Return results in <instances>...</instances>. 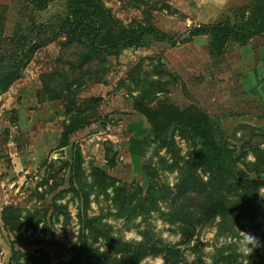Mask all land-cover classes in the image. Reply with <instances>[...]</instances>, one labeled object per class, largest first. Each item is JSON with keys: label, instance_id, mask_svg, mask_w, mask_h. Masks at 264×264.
<instances>
[{"label": "rangeland", "instance_id": "1", "mask_svg": "<svg viewBox=\"0 0 264 264\" xmlns=\"http://www.w3.org/2000/svg\"><path fill=\"white\" fill-rule=\"evenodd\" d=\"M101 1L119 27L149 20L176 45L150 40L140 49L109 58L106 73L82 75L74 69L78 57L72 47L62 49L59 39L52 41L49 35L37 39L32 35L24 52L32 46L35 49L22 62L19 79L0 94V213L10 206L20 211L18 232H8L0 218V264L10 263L12 248L17 251L18 264H27L29 259L32 264H68L72 256L67 249L88 233L84 224L95 217L110 231L108 240L101 235L97 242L88 239L91 252L99 249L98 257L104 254L102 264H119L121 252H132L134 244L156 248L137 264H158L161 257L164 264H225V257L232 264H264V189L258 193L260 205L254 220H241L235 234H220L217 223L199 224L194 237L188 239L178 229L181 213H174L179 208L178 198L157 199L153 195L154 207L146 205L145 213L130 216L129 210L120 213L124 211L119 208L122 203L111 200L115 196L112 187L103 191L92 178L93 169L103 171L133 199H145L151 186L169 189L171 194L178 192L182 200L180 168L193 143L174 132L175 159L167 148L158 149L152 143L150 126L133 108L134 100L142 96V85L135 87L128 72L138 65L143 69L141 78L150 75L157 81L159 76L152 75L156 66L165 74L162 81L169 83L153 97L149 109L155 110L160 104L176 109L198 106L220 123L235 158L244 164L255 162L251 152L243 158L242 148L252 129H264V36L252 39L245 47L230 41L217 56L208 51L209 36L196 37L186 45L179 41L192 27L220 22L244 24L253 6L264 0ZM64 15L61 0H54L43 12L35 11L29 0H0L2 41L13 40L18 25L25 33L23 29H29L31 20L41 29L58 24ZM3 51L0 44V63ZM60 74L73 84L74 102L83 114L103 123L63 149L59 147L60 133L69 123L65 99L43 92L46 87L54 88L50 75ZM75 77L79 84L72 82ZM256 136L264 150V136ZM134 137L148 142L131 150L129 141ZM111 147L116 148L113 154ZM76 149L83 162L79 175L72 169ZM110 153L113 166L108 164ZM176 163L178 168L173 166ZM244 164L237 166L243 178L264 182V174L255 175ZM31 217L38 223L36 229L29 226ZM242 232L259 242L249 255L239 250Z\"/></svg>", "mask_w": 264, "mask_h": 264}, {"label": "trees", "instance_id": "2", "mask_svg": "<svg viewBox=\"0 0 264 264\" xmlns=\"http://www.w3.org/2000/svg\"><path fill=\"white\" fill-rule=\"evenodd\" d=\"M33 9L37 12L46 11L48 6L54 0H29ZM64 2L65 15L58 24L49 26L36 27L31 20L29 29H23L18 25L14 30V38L9 41H2V31L0 32V44L4 48L2 60L0 63V94L6 92L9 86L19 79L21 74L22 62L25 58L33 53L35 46L29 48V52H24L28 46V40L33 38L44 37L49 35L50 40L56 39L62 49L72 47L77 51L78 61L75 64V70L82 72V75H97L100 72L106 73V64L111 57H119L123 52L140 49L150 40L159 43H168L176 45L175 40L168 34L158 30L149 20L145 23H137L128 28H121L118 24L113 23L109 11L105 8L101 0H61ZM249 21L244 24L231 25L229 22L217 23L213 25H200L192 27L186 38L179 41L180 44H190L192 40L200 36H209L208 51L211 55L217 56L224 52L229 42L245 47L249 42L256 38L264 36V2H258L253 6ZM47 30L49 32H47ZM32 36V37H31ZM2 43H4L2 45ZM94 65V68L92 66ZM87 67L88 70L82 71ZM142 66L138 65L128 72L129 79L135 87L142 85V96L135 99L133 108L136 113L140 114L151 128V141L160 148H167L172 158L177 157L175 145L173 142L174 132L193 143L192 150L188 153L186 159H182V168H180L181 193L171 194L169 189L161 191L151 186L147 188L146 198L133 199L125 188L115 185L116 180L109 178L99 169H93L92 178L98 184V187L111 188L114 191V197L111 199L114 203H122L119 208L124 211L129 210L130 216L145 213V207H154L156 199H165L167 197L178 198V210L175 208L174 213H181V223L178 227L179 232L184 237L193 238L196 225H209L217 223V230L220 234L225 235L227 232L235 234L236 226L241 220H254V215L260 205L258 193L264 189V182L256 178H243L237 170L240 158L234 157V152L228 148L227 139L221 129L218 121L208 117L198 106H188L184 109H176L171 104H160L155 110L149 109L153 97L157 93L163 92L168 87V82L162 81L165 75L159 67L154 68L152 72L159 76L157 81L152 80L149 76H142ZM92 72V74H91ZM151 75V76H152ZM65 75L54 77L50 75L49 81L54 88L46 87L43 92H51L53 96L65 99V113L68 115V124L63 128L60 136V149L74 145L78 138L84 133L97 130L103 123L95 118L91 119L86 116L81 106L74 102L73 84L69 83ZM73 83L79 84L75 80ZM47 92V93H48ZM94 102L92 101L91 104ZM261 130V131H260ZM252 129L251 133L244 141L242 148L243 158L251 152L254 155L255 162L245 163L244 166L249 172L255 175L264 174V150L260 149V142L257 140L264 136V129ZM148 141L137 137L131 138L129 148L137 150ZM113 155L110 153L108 164L114 165ZM72 169L74 173H80L82 169V157L80 151L76 149L73 154ZM178 168V165L176 163ZM251 168V170H250ZM173 170V168L169 169ZM201 174L205 175L204 180ZM115 185V186H114ZM160 191V193H159ZM136 200V204L132 202ZM127 207V209H126ZM173 213V214H174ZM3 227L8 231L18 232L20 226V211L13 207H4L0 213ZM31 217L28 222L29 226L36 229L38 223L33 222ZM173 223L176 224L175 220ZM84 227L87 228V234H82L78 241L67 252L72 256L68 264H102L98 257V252H91V244L99 240L101 235L105 239L109 238V230L102 225L98 218H91ZM14 244V242L12 243ZM107 243L105 242V246ZM156 248L152 246H141L134 244L128 254H123L118 259L119 264H137L144 257L154 254ZM168 250V249H167ZM230 250H235L231 249ZM172 251V250H169ZM17 251L12 248L10 263L18 264L19 258L16 256ZM168 252V251H167ZM223 256V253H220ZM95 259V263L93 260ZM30 260V259H29ZM27 264H32V262ZM225 264H232L225 257ZM236 261V260H235ZM36 264V263H34Z\"/></svg>", "mask_w": 264, "mask_h": 264}, {"label": "clouds", "instance_id": "3", "mask_svg": "<svg viewBox=\"0 0 264 264\" xmlns=\"http://www.w3.org/2000/svg\"><path fill=\"white\" fill-rule=\"evenodd\" d=\"M238 244L241 253H247L248 255L253 251L254 248L259 246L257 238L247 233H243V239L239 240ZM158 264H164L162 257L158 259Z\"/></svg>", "mask_w": 264, "mask_h": 264}, {"label": "water", "instance_id": "4", "mask_svg": "<svg viewBox=\"0 0 264 264\" xmlns=\"http://www.w3.org/2000/svg\"><path fill=\"white\" fill-rule=\"evenodd\" d=\"M115 151H116V148L115 147H111V153L113 154V153H115Z\"/></svg>", "mask_w": 264, "mask_h": 264}, {"label": "built area", "instance_id": "5", "mask_svg": "<svg viewBox=\"0 0 264 264\" xmlns=\"http://www.w3.org/2000/svg\"><path fill=\"white\" fill-rule=\"evenodd\" d=\"M198 27V26H197Z\"/></svg>", "mask_w": 264, "mask_h": 264}]
</instances>
